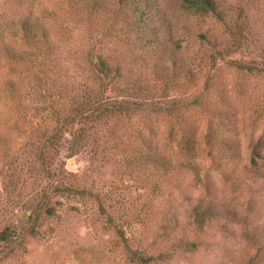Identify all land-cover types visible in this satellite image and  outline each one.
Returning a JSON list of instances; mask_svg holds the SVG:
<instances>
[{"label":"rangeland","instance_id":"374dc122","mask_svg":"<svg viewBox=\"0 0 264 264\" xmlns=\"http://www.w3.org/2000/svg\"><path fill=\"white\" fill-rule=\"evenodd\" d=\"M57 1L20 3L57 10ZM215 1L222 21L183 0H134L109 30L111 7L96 31L84 22L87 46L120 40L103 53L130 67V83L140 66L173 65L153 98L164 113L137 115L130 138L101 133L73 156L62 143L41 173L32 141L43 116L72 106L70 84L39 80L35 95L8 97L21 108L13 131H0L10 139L0 142V264H264V0ZM3 62L0 86L15 76ZM148 147L161 157L133 159Z\"/></svg>","mask_w":264,"mask_h":264},{"label":"trees","instance_id":"16d2710c","mask_svg":"<svg viewBox=\"0 0 264 264\" xmlns=\"http://www.w3.org/2000/svg\"><path fill=\"white\" fill-rule=\"evenodd\" d=\"M133 1L58 0L57 10L49 6L35 10L32 5L20 3V0L1 1L0 64L4 60L8 73L15 76L7 78L0 86V131H13L20 118L12 123L13 112L19 111L21 106L11 105L8 97H15L17 93L22 94V97L35 95L39 80L46 82L52 78L60 82L62 78L70 84L66 93H71L72 106L64 113L61 111L62 104H59L57 110H51L49 115L43 116L48 123L40 135L35 134L32 141L33 162L40 164L41 173H49L45 165L54 162L62 143L68 144L66 150L73 156L90 144L96 143L101 133L115 140L130 138L132 133L129 124L139 114L148 118L150 112L153 115L164 113L160 104L153 101V98L165 88L163 78L174 72L172 63L140 66V70L137 69L139 74H133V83H130V67H123L117 58L103 53L106 45L118 44L120 40L103 43L94 39L88 46L85 43V21L96 31L99 15L111 7L114 14L111 20H107L109 30L114 23H119L120 18L127 17L128 13L124 10L127 9V3ZM138 2L133 11L143 12ZM183 4L222 21L219 4L215 0H183ZM160 35L159 30L154 35L156 40L150 43L151 47L160 45ZM169 53L174 56L177 52ZM150 54L155 55L156 51H150ZM124 57V54L121 55V58ZM233 66L242 71L253 70L247 64L239 62H233ZM182 72L184 76L191 73L189 70ZM21 73L23 76H20ZM141 75L145 78H155L154 87L149 86L145 79L142 80ZM119 77H124V81L119 80ZM35 79V83H32ZM156 84L160 87L154 90ZM17 101L22 103L20 97ZM134 134L139 140L146 141L140 132ZM1 141L6 143L10 142V139L0 133ZM149 149L150 147L136 152L133 159L146 162L161 157ZM253 163L255 164L254 161ZM40 216L37 215L33 219L30 216L28 220L32 221L24 231L36 235L34 229ZM15 232L14 230L13 233Z\"/></svg>","mask_w":264,"mask_h":264}]
</instances>
